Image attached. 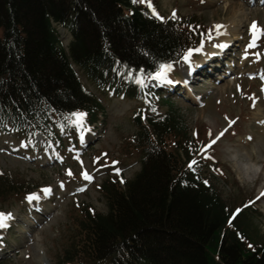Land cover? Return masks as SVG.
<instances>
[{
  "label": "trees",
  "instance_id": "trees-1",
  "mask_svg": "<svg viewBox=\"0 0 264 264\" xmlns=\"http://www.w3.org/2000/svg\"><path fill=\"white\" fill-rule=\"evenodd\" d=\"M152 1L164 22L133 0H0V128L32 146L38 134L59 138V129L75 123L73 113L96 123L105 106L75 66L103 91L140 101L158 95L148 74L182 61L208 35L196 17L172 20ZM60 27L72 35L67 46ZM141 75L144 85L136 83ZM167 103L146 122L137 117L130 145L141 170L131 179L103 180L108 211L82 205L62 264H264V240L248 212L256 208L236 211L204 161L189 167L199 146L186 140L181 114ZM29 191L1 176L0 212L3 201Z\"/></svg>",
  "mask_w": 264,
  "mask_h": 264
},
{
  "label": "rangeland",
  "instance_id": "rangeland-1",
  "mask_svg": "<svg viewBox=\"0 0 264 264\" xmlns=\"http://www.w3.org/2000/svg\"><path fill=\"white\" fill-rule=\"evenodd\" d=\"M156 2L165 17L174 11L196 17L206 26L207 35L211 33L196 47L201 51L194 50L187 63L182 60L173 65L168 73L171 85L156 81L155 89L161 96L153 94L140 101L117 95L111 88L103 91L75 66L82 81L105 106L96 123L85 116L82 125L59 129V138L38 134L32 146L21 134L0 128V177L11 176L29 189V194L41 197L38 203L29 204V194L17 195L1 204L2 212L12 213L14 219L10 227L0 229V261L62 264L74 218L82 205L108 211L100 188L103 180L113 176L131 179L141 170V155L130 145L140 130L137 117L140 114L146 122L153 111L165 112L170 106L167 101L181 114L186 140L199 146L195 161L206 163L203 167L223 199L238 207L236 211L250 205L256 208L248 212L253 211L250 216L255 236L264 240V38L256 47H247L252 40L249 26L256 22L264 28V0ZM215 25L226 26L221 30L224 34H218ZM61 30L67 46L72 35L67 29ZM224 36L235 38L220 47ZM225 129L213 149L205 151L210 140ZM113 161L122 169L119 175L113 167L105 166ZM83 172L93 179L85 181ZM45 188L51 189L47 196L42 192ZM81 188L85 190L79 191Z\"/></svg>",
  "mask_w": 264,
  "mask_h": 264
},
{
  "label": "snow or ice",
  "instance_id": "snow-or-ice-1",
  "mask_svg": "<svg viewBox=\"0 0 264 264\" xmlns=\"http://www.w3.org/2000/svg\"><path fill=\"white\" fill-rule=\"evenodd\" d=\"M133 3H147L148 7L150 9H152V15L155 18L161 20V22H164L165 18L159 16L158 12L156 11V9L154 8V6L152 4V0H133ZM171 19L172 20H176L177 19V15H176L175 11L173 12ZM225 28H226V26H224V25H215L214 26L215 31L218 34H221V35L224 34L221 30L225 29ZM249 31L252 33V40L250 41V43L248 44L247 47L249 49H251V48L256 47L258 40H260L261 38H264V28H260L256 22H253L249 26ZM208 35L211 36V33H208ZM220 47H224V45H220ZM200 51H201L200 48L195 49V52H197V53L200 52ZM192 54H193V50L190 49L188 51V53L186 55H184V57H183L184 62L187 63L190 60ZM139 71H140L141 74H143V72H144L143 69H141ZM172 71H173V64H161L159 66V70L156 71V73L154 75L148 74V78L153 79V80H155V81H157L159 83H166V84L171 85L173 83V81L168 79V73H170ZM136 83L140 84V85H144L143 75H141V77L136 80ZM72 115L76 117L74 122L77 125H82L83 124V119H84V116L86 114H84V113H73ZM231 123H235V121H232ZM231 123H230L229 126H231ZM226 131H227V129H225L224 131L219 133V135H217L214 139H211L210 143L208 145H206L205 151L213 149V147L217 144V142L225 135ZM209 136L211 137V132L210 131H209ZM83 138H84L83 135H81V139L82 140H83ZM249 139H251V137H249ZM106 155L107 154H105V156ZM196 163H197V161L193 160L190 163L189 167H192V165L196 164ZM117 164H118L117 161H113L111 163V165H105V166L113 167L115 173L117 175H119V173L122 171V169H120L119 167H116ZM68 174L72 175V173L70 171H69ZM82 176H83V179L85 181H91L93 179V177L90 174H88L87 172H83ZM121 183H124V181L121 180ZM205 183H207V181H205ZM61 187H63V185H61ZM84 190L85 189H83V188L79 189V191H84ZM42 192L44 193L45 196H47V195H49L51 193V189L50 188H45V189H42ZM40 199H41V197L38 194H29L26 197V200L29 202V204H32L34 201L38 203ZM12 219H14V216H13L12 213L0 212V229H5V228L10 227V221Z\"/></svg>",
  "mask_w": 264,
  "mask_h": 264
},
{
  "label": "bare ground",
  "instance_id": "bare-ground-1",
  "mask_svg": "<svg viewBox=\"0 0 264 264\" xmlns=\"http://www.w3.org/2000/svg\"><path fill=\"white\" fill-rule=\"evenodd\" d=\"M236 34H237V33H236ZM234 38H235V37H234ZM234 38H233V39H234ZM233 39H230L229 37L224 36V37L222 38L221 41H223V42H222L223 45H227V46H228L229 43H231L232 41H234ZM216 50L218 51L219 49H216ZM215 53H217V52H215ZM185 82H186V81H185ZM185 82H184V83H185Z\"/></svg>",
  "mask_w": 264,
  "mask_h": 264
},
{
  "label": "water",
  "instance_id": "water-1",
  "mask_svg": "<svg viewBox=\"0 0 264 264\" xmlns=\"http://www.w3.org/2000/svg\"><path fill=\"white\" fill-rule=\"evenodd\" d=\"M64 30H65V28H64ZM60 32L63 34V31L62 30Z\"/></svg>",
  "mask_w": 264,
  "mask_h": 264
}]
</instances>
